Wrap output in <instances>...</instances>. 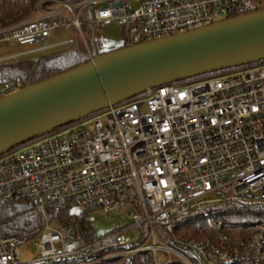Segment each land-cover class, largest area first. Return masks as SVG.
<instances>
[{"label": "built area", "instance_id": "2783aa9c", "mask_svg": "<svg viewBox=\"0 0 264 264\" xmlns=\"http://www.w3.org/2000/svg\"><path fill=\"white\" fill-rule=\"evenodd\" d=\"M49 1L55 5L40 4L25 21L0 24V44L43 43L33 51L43 52L75 44L48 45L73 28L87 46L80 22L86 9L96 25L129 28V46L264 10V0ZM18 90L5 83L0 99ZM85 120L0 158V197L40 202L46 220L29 242L0 235V264H133L146 253L156 264H195L190 255L201 264H264V224L249 237L224 235L231 251L174 233L176 218L224 202L264 207V64L165 85ZM55 202L122 211L130 222L87 243L72 228L51 227L44 208ZM138 227L140 234L125 235ZM29 243L34 256L23 262L17 250Z\"/></svg>", "mask_w": 264, "mask_h": 264}, {"label": "water", "instance_id": "95a60500", "mask_svg": "<svg viewBox=\"0 0 264 264\" xmlns=\"http://www.w3.org/2000/svg\"><path fill=\"white\" fill-rule=\"evenodd\" d=\"M264 61V10L104 53L0 99V158L165 85Z\"/></svg>", "mask_w": 264, "mask_h": 264}, {"label": "trees", "instance_id": "16d2710c", "mask_svg": "<svg viewBox=\"0 0 264 264\" xmlns=\"http://www.w3.org/2000/svg\"><path fill=\"white\" fill-rule=\"evenodd\" d=\"M58 1L67 2L68 0ZM76 1L78 0H71L70 2ZM40 4H43L44 9H50L55 5L48 0H0V24L9 26L25 21L38 12ZM92 20V9H86L81 13L80 22L83 33L96 25ZM128 46L127 41L124 47ZM87 47L88 50L80 44L69 50L44 55L37 62L18 60L20 56L2 62L0 63V86L11 83L13 86L23 89L78 68L89 63L93 58L104 54L100 49L99 42L94 38L87 41ZM261 63L264 64V61ZM236 70L238 69L217 72L183 83L211 78ZM39 205L40 202L25 197L12 199L0 197V235L17 237L24 242H29L38 237L46 224V220L38 208ZM76 207L78 205L74 202H55L47 204L44 209L46 218L51 222L57 221L64 227L72 228L78 238L90 243L94 237L92 228L85 218L86 212L84 210L77 212ZM208 213L210 216L192 213L176 218L174 233L179 237L198 242L209 241L214 247L231 251L232 247L223 241L224 235L230 238L249 237L254 234L258 225L264 224V207L257 204L224 202L211 207ZM214 223H220L221 227L219 229L213 227ZM190 256L195 264H201L199 259L193 255ZM133 264L156 263L152 255L146 253L136 256Z\"/></svg>", "mask_w": 264, "mask_h": 264}, {"label": "rangeland", "instance_id": "374dc122", "mask_svg": "<svg viewBox=\"0 0 264 264\" xmlns=\"http://www.w3.org/2000/svg\"><path fill=\"white\" fill-rule=\"evenodd\" d=\"M49 1V0H48ZM134 3L139 5L140 0H133ZM59 8V7H55ZM38 15V14H37ZM129 28H123L117 23L111 24V25H105V24H97L93 28H88L84 31V36L86 39V42L90 39H95L100 44V49L104 53L108 52H114L124 47L125 43L129 40ZM68 39H74L75 44L73 45H66L61 46L58 48L51 49L47 52H33L36 49L42 47L44 44L39 43L35 45H27V46H19L16 44H0V59L1 58H7V57H13L18 56V60L21 61H34L37 62L42 56L51 54V53H57L64 50H69L71 48L77 47L80 44H82L86 50H88V47L84 45L82 37L80 33L73 28H67L65 30H61L58 33H56L54 36L51 37L48 44L52 43H59L64 42ZM262 64V63H260ZM239 69H245L238 68ZM93 116V115H92ZM91 117V116H90ZM89 118V117H88ZM87 119V118H86ZM87 120H83L79 123L73 124L72 126H78L79 124H85ZM82 209L78 206L76 207V211L80 212ZM210 208H205L201 211H197L193 213L194 215H202V216H210L209 215ZM85 218L89 222L94 239H100L107 234L112 233L115 228H122L126 226L130 219L125 216V212H114L110 215H106L98 210H88L85 211ZM49 222H51L49 219H47ZM51 227L54 229H58L62 227V225L57 222H51ZM140 228H133L125 233L126 236L131 235H138L140 234ZM34 246L33 244H24L17 250V256L19 259H21L23 262H29L33 259L34 256Z\"/></svg>", "mask_w": 264, "mask_h": 264}, {"label": "crops", "instance_id": "0c3cea01", "mask_svg": "<svg viewBox=\"0 0 264 264\" xmlns=\"http://www.w3.org/2000/svg\"><path fill=\"white\" fill-rule=\"evenodd\" d=\"M51 39V38H50ZM49 39V40H50ZM68 40H70V39H68ZM68 40H66V41H68ZM66 41H64V42H66ZM49 42V41H48ZM60 43V42H59ZM56 44H58V43H52L51 45L50 44H48L49 46H54V45H56Z\"/></svg>", "mask_w": 264, "mask_h": 264}]
</instances>
